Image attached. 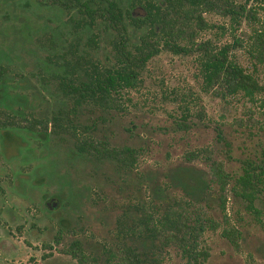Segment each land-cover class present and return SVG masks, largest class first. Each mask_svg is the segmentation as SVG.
<instances>
[{
  "label": "rangeland",
  "instance_id": "1",
  "mask_svg": "<svg viewBox=\"0 0 264 264\" xmlns=\"http://www.w3.org/2000/svg\"><path fill=\"white\" fill-rule=\"evenodd\" d=\"M247 7L254 17L248 14L238 23L218 10L206 9L203 16L207 27L198 38L209 39L216 46L239 38L240 45L230 49V57L262 81L263 68L249 53L248 45L252 27L264 26V2L249 0ZM136 11L140 13L141 8ZM8 31L11 34L5 33ZM18 31V20L3 21L0 17V40L7 47H11ZM17 55L22 56L17 62L21 71L31 73L34 68L26 54L17 51ZM0 56L7 61L12 58L1 46ZM196 56L162 50L150 59L142 82L127 91L124 106L113 112L103 132L114 144L142 148L137 168L126 180L137 201L142 196L148 205L155 203L163 210L166 204L175 205L176 200L186 198L181 183L185 173L205 178L207 187L192 197L221 223L200 237V245L209 250L207 264H264V175L254 204L248 205L232 188L235 177L242 172L243 159L255 160L263 153L264 97L257 94L251 99L241 92L220 96L204 90ZM31 83L21 76L0 80V111L10 112L8 103L16 106L12 101L16 93L29 97L31 104L36 103L31 89L37 87V81L32 77ZM41 92L36 94H44L52 104L51 96ZM189 104L194 111L201 104L205 117L199 119L191 111L186 119L188 127H184L180 123L181 110ZM28 109L23 105L22 110ZM49 133L50 125L44 134L41 127L24 120H17L14 125L0 121V264H78L61 251L73 238H80L86 251L100 259L105 257L104 247L123 241L149 253V241L123 237L116 231L114 223L121 203L116 206L109 198L121 196V192L116 194V186L107 182L104 175L114 172L112 163L97 164L88 157L76 159L70 155L69 143L56 140ZM205 150L222 162L231 178L223 189L208 180ZM99 182L106 192L102 201L97 200L100 192L95 184ZM225 215L238 231L236 243L222 233ZM62 219L65 224H72L73 231H64L57 243L53 236ZM120 219L123 222L124 215ZM160 253L161 264H184L174 246H164Z\"/></svg>",
  "mask_w": 264,
  "mask_h": 264
},
{
  "label": "trees",
  "instance_id": "2",
  "mask_svg": "<svg viewBox=\"0 0 264 264\" xmlns=\"http://www.w3.org/2000/svg\"><path fill=\"white\" fill-rule=\"evenodd\" d=\"M248 2L0 0L1 19L10 21L15 18L19 23L18 36L11 42V47L0 40V46L12 56L8 61L0 56V80H15L21 76L29 85H32V77L37 81V87L31 89L35 92L36 103L31 104L29 97L16 93L12 97L16 106L8 103L10 112L0 111V121L14 125L15 121L24 120L41 127L44 134L50 125V137L69 143L70 155L72 153L76 159L88 157L97 164L110 161L116 178L112 174L104 175L107 182L116 186L115 193L121 192V196L109 198L116 206L121 203L114 223L118 227L116 231L123 237L149 241V253L123 241L104 247L105 257L100 259L86 251L80 238H73L61 251L75 258L78 264H161L160 251L168 245L177 248L184 264H207L209 250L200 245V237L205 230L216 229L221 223L192 197L207 187L205 178L185 173L180 179L186 198L176 200L175 205L166 204L163 210L155 203L148 205L147 198L142 196L137 201L126 180L137 168L136 160L142 148L114 144L103 129L104 124L112 119L113 112L124 106L127 91L142 82L148 61L162 50L176 54L196 53L202 88L206 91L220 96L241 92L251 99L257 94L264 97V80L229 55L232 47L240 45L239 38L234 37L233 42L219 46L209 39L198 38L200 31L207 27L203 16L206 9L218 10L228 15L231 22L238 23L248 14L254 17L247 7ZM137 8H141L140 13ZM5 33L11 34L10 31ZM248 46L249 53L264 71V26L252 27ZM17 51L28 57L34 68L31 73L21 71L17 62H21L22 56L17 55ZM41 91L51 96L52 104L44 94H36ZM23 105L29 109L22 110ZM189 106L185 105L184 111L181 110L180 123L184 127H188L186 119L193 112L199 119L205 117L201 104L195 111ZM193 153L190 151L191 155ZM204 158L209 167L208 180L223 189L231 178L222 162L206 150ZM242 164V172L235 177L232 188L248 205L254 204L264 175V149L260 158H246ZM96 184L100 192L97 200H105L106 192L100 188L101 182ZM255 210L259 211L256 207ZM121 215L125 217L123 222ZM64 221H59L53 236L57 243L64 231H73L72 224ZM223 223L226 224L222 227L223 235L236 243L235 233L238 231L229 224L226 215ZM47 255L50 252L43 254Z\"/></svg>",
  "mask_w": 264,
  "mask_h": 264
},
{
  "label": "water",
  "instance_id": "3",
  "mask_svg": "<svg viewBox=\"0 0 264 264\" xmlns=\"http://www.w3.org/2000/svg\"><path fill=\"white\" fill-rule=\"evenodd\" d=\"M55 205V204H54Z\"/></svg>",
  "mask_w": 264,
  "mask_h": 264
}]
</instances>
